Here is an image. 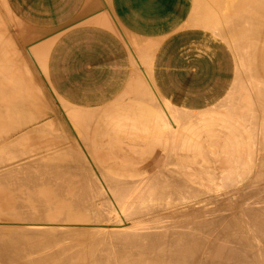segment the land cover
<instances>
[{
  "label": "bare ground",
  "instance_id": "bare-ground-1",
  "mask_svg": "<svg viewBox=\"0 0 264 264\" xmlns=\"http://www.w3.org/2000/svg\"><path fill=\"white\" fill-rule=\"evenodd\" d=\"M77 4L0 0V264H264V0H160L219 75L192 107L114 13L134 24L149 0ZM87 53L120 60L100 101L70 64Z\"/></svg>",
  "mask_w": 264,
  "mask_h": 264
},
{
  "label": "crops",
  "instance_id": "crops-1",
  "mask_svg": "<svg viewBox=\"0 0 264 264\" xmlns=\"http://www.w3.org/2000/svg\"><path fill=\"white\" fill-rule=\"evenodd\" d=\"M85 1L86 0H78L76 11L73 14L74 17L81 12ZM166 1L173 2L175 0H165V2ZM159 2L160 0H149V3L151 4L150 7H140L137 9L135 13H133V15L138 19L134 24L125 20L124 16L119 15L121 13H117L118 9L115 8L114 13L116 16H120L122 21L124 20L128 22V26L123 23L124 21L122 23L131 35L140 39L152 40L158 44L153 65V69L157 75V80L159 81L162 79L165 87L172 90V94L173 88H179V95L171 97V99L173 98L172 101L175 104L181 107H192L196 105L199 99L203 98L204 83L212 82L211 80L213 78L219 79V75L216 74L213 76V73H210L205 64L197 65L196 54L189 53L185 50L187 49L188 44L192 42V35L194 33L202 34L204 32L194 28H180L182 27L184 17L187 14L186 11H184V9H179L177 6L160 7L158 6ZM173 25H179V32L177 33L178 35L176 34V39L173 38L172 34L174 32L171 31ZM94 38L98 41H103V39L98 37ZM103 46L107 49V51L115 52V48H113L110 43L103 41ZM171 46L176 48V53L173 57H170V53L165 54L166 49ZM221 50L222 52L218 54L217 60L219 64L220 62L222 63V77L225 75L224 77L229 84L230 79L227 72L230 70V66L232 64L231 55L224 45ZM78 57L79 58H75V61L70 62V64H73L75 69L74 73L75 75L84 71H93L96 73V81H98V95L96 97V101H100L107 95L106 88L109 81L112 82V85H116L118 82L119 77L117 76V73L120 72L119 70L121 69L119 57L91 53ZM194 66L202 68L205 75L200 74V76L197 77V74H193L196 69ZM173 74L179 76V78H176L175 83L170 84L171 75ZM184 76L187 78L183 79ZM222 80L223 81L213 82L216 83V87H219L221 90V95L227 87L223 86L225 80ZM213 85L215 87V84ZM96 101H91L92 103L83 102L79 104L84 108L100 106L101 104Z\"/></svg>",
  "mask_w": 264,
  "mask_h": 264
}]
</instances>
